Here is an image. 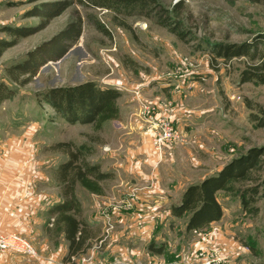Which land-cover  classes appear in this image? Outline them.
I'll use <instances>...</instances> for the list:
<instances>
[{
	"label": "rangeland",
	"instance_id": "374dc122",
	"mask_svg": "<svg viewBox=\"0 0 264 264\" xmlns=\"http://www.w3.org/2000/svg\"><path fill=\"white\" fill-rule=\"evenodd\" d=\"M56 1L63 0H0V39H13L4 27L39 25L41 18L28 13ZM67 1L71 4L60 15L34 34L18 38L0 56V87L13 91L11 97L0 100V199L12 191L5 181L11 183L16 197L35 195L41 200L21 213V225L15 232L38 250L39 264L68 262L67 240L50 211L62 199L56 172L69 159L57 146L72 143L83 159L100 165L105 173L99 160L107 161L101 155L111 152L110 147L118 148L119 153L124 151L120 138L130 129L128 117L137 118L150 133L149 151L152 149L158 166L148 172V181H120L119 175L108 173L110 178L99 183L98 192L77 186L82 205L79 217L92 234L88 240L91 246L84 254L86 261L108 264L112 261L108 262V256L113 255L128 261L153 260L155 264L192 262L197 260L200 247L217 244L228 264H264L262 201L258 203L259 213L252 215L242 209L238 195L220 192L223 218L198 232L186 231L188 216L178 219L171 215V207L180 203L193 184L189 181L196 183L215 175L231 159L264 145V127L257 126L252 118L256 115L264 119V84L241 81L242 71L251 63L248 57L226 61L216 57L212 49L217 43L257 40L264 33V0H154L150 10L121 8L119 12L99 7L94 0ZM180 3L177 15L173 9ZM166 12L175 18L179 34L162 24ZM163 20L174 26L173 20ZM78 21L81 36L68 42L62 58L49 60L25 85L14 80L10 73L13 66ZM88 81L122 93L119 115L100 129L92 124H70L40 100L48 89ZM124 94L132 104H124ZM147 102L157 103L160 112L170 117L177 109L184 111L187 114L183 117L192 126L198 125L192 130L175 123L182 137L170 145L164 143L162 158L154 148L155 129L146 120L149 113L143 110ZM165 157L174 158L162 165ZM114 166L118 163L109 159L108 167ZM156 176L161 181H156ZM160 188L167 197L160 199L159 195L158 201L143 194H160ZM45 195L52 198L49 206L42 204ZM105 205L115 222L109 235L98 217V210ZM119 215L125 217L124 222H119L124 219ZM6 226L0 218V228ZM151 243L164 246L165 253L151 252ZM121 246L128 249L122 255L115 250ZM5 254L13 256L16 264H34L18 253L7 252L0 257Z\"/></svg>",
	"mask_w": 264,
	"mask_h": 264
},
{
	"label": "trees",
	"instance_id": "16d2710c",
	"mask_svg": "<svg viewBox=\"0 0 264 264\" xmlns=\"http://www.w3.org/2000/svg\"><path fill=\"white\" fill-rule=\"evenodd\" d=\"M97 6L119 12L121 8L128 10H150L154 0H94ZM67 0L43 3L33 8L28 16L39 17L37 26L4 27V31L13 37L12 40L0 39V56L3 51L14 46L20 37L29 36L41 30L54 17L60 15L70 6ZM181 5L176 4L173 11L178 15ZM162 15L166 20H175L170 12ZM162 19V24L172 32L179 34V27ZM81 22L70 24L50 41L37 46L27 54L25 61L10 69L15 81L25 85L49 61L62 58L68 51L69 41L81 36ZM216 57L230 61L235 58L248 57L249 66L241 73L242 82L264 84V33L253 42L242 44L217 43L212 47ZM17 72V73H16ZM15 73L17 75H15ZM19 76H26L20 80ZM12 90L4 85L0 87V100L11 97ZM122 93L111 87H101L96 82L88 81L75 86L55 87L42 93L41 102L50 105L66 122L70 124H92L100 129L104 122L119 115L118 99ZM264 112V110H263ZM257 126L264 127V119L256 115L252 117ZM72 143H60L57 148L64 150L69 159L57 170L56 176L62 190V199L50 208L68 243L69 257L80 259L88 251L91 243V231L79 214L82 205L78 198L77 186L81 185L91 192H98L99 183L109 179L111 175L104 173L100 165L92 164L82 158L79 149H73ZM236 194L240 197L242 209L252 215L259 213L258 203H264V145L249 148L245 153L231 159L218 173L187 187L179 204L171 207V215L175 218L188 216L186 231H202L212 223L220 221L224 216L219 201L220 192ZM151 252L165 253V247L149 246ZM110 255V254H109ZM114 256H108V262ZM172 261V260H171ZM149 262H155L153 260ZM106 264V263H105Z\"/></svg>",
	"mask_w": 264,
	"mask_h": 264
},
{
	"label": "crops",
	"instance_id": "0c3cea01",
	"mask_svg": "<svg viewBox=\"0 0 264 264\" xmlns=\"http://www.w3.org/2000/svg\"><path fill=\"white\" fill-rule=\"evenodd\" d=\"M168 85H171V84L168 83ZM123 98L125 99L124 104L125 103H127V105L132 104L131 99H129L128 95L124 94ZM184 114H187V113L184 111H178L177 109L175 114L171 116L172 120L174 121V123H176L178 127L179 125L180 126L185 125L187 127H191L193 130L194 127L198 126V125L192 126L191 123H189V119H187V117H183ZM128 122H129L130 129H128L127 133L122 138H120L121 140L120 145L121 147L122 146L124 147V151L119 153L118 148L110 147L112 149L111 152H106L101 155L102 159L106 160L107 163H104L101 160H99V162H101L102 166H104L105 173H112V174L114 173V174H117V176L119 175L120 181H148L149 179L148 172L149 171L151 172V169L153 170V168H156L158 166L156 164L157 162L156 159H154V155L151 153L152 149L151 151H149L150 133L146 132L143 124L141 123L139 119L137 118L131 119L128 117ZM200 124L202 125L203 123H200ZM111 158L114 159V163L115 162L118 163V166H114L113 168L108 167V162H109V159ZM172 158L174 157H171V158L165 157V159L163 160L164 164L162 165H165L166 162L170 161ZM156 181H161L158 176H156ZM194 182L195 181H189L188 183L191 184ZM3 183L6 186L10 187L12 191L10 192V194L0 199V218L4 219V221L7 224L6 228L4 229L0 228V230H4L5 232L6 231L14 232V231H17L16 229L20 228L19 225H21V221H22L21 213H23L24 210L30 209L33 203L37 201H41V200H40V196L34 198L35 195L34 196L25 195V196L16 197L18 195L14 194V189L11 183L10 185H8V183L5 181ZM2 189H6V191H8V188L2 187ZM143 194L152 196L151 199H153V201H158L156 198L159 197V195H160V199L167 197L166 193L164 192L162 188H160V194L158 193L150 194L147 192H144ZM51 199H52L51 197L45 195L44 200L42 201V204L45 203L49 206L51 204ZM59 201L60 200H58L57 202ZM16 205H18V209H16ZM156 209L157 208H154L153 210L156 211ZM119 217L124 218V219H121L122 221H119V222H124L125 217H123L122 215H119ZM126 228L127 226L124 227V229ZM59 248H63V246L60 245ZM65 248L68 249L69 251L68 244H65ZM115 250L121 252V255H122L124 250H128V249L126 247L123 248L121 246V247H116ZM130 251H132V249H130ZM50 253L53 254V252H50ZM109 254H112V252ZM22 259H25L31 262L30 259H28L27 257H22ZM236 263L237 262H234L233 264H236ZM0 264H16V263H15L13 256H9L8 254H5L0 257Z\"/></svg>",
	"mask_w": 264,
	"mask_h": 264
},
{
	"label": "built area",
	"instance_id": "2783aa9c",
	"mask_svg": "<svg viewBox=\"0 0 264 264\" xmlns=\"http://www.w3.org/2000/svg\"><path fill=\"white\" fill-rule=\"evenodd\" d=\"M161 106L157 103H143L144 112H148L146 115V120L151 124L154 131V139L153 144L154 148L159 154L160 158H162L163 146L164 143L170 145V143L175 142L182 137V133L176 127L174 121L170 116L160 112ZM156 111L158 112L156 114ZM134 206V205H132ZM98 217L103 224V227L107 229V235L110 234L111 230L115 228V222L112 217L111 209H109L108 205L102 206L98 210ZM105 241V240H104ZM18 253L21 254L30 260L34 261V264H39L41 257L39 255L38 250L34 247V245L30 242L28 238L23 236L19 232H2L0 231V255L4 253ZM197 260L192 262L189 261H173L162 264H228L227 256L224 253L222 247L217 244L212 247H200L198 249ZM214 252V254H213ZM88 258V257H87ZM80 260L78 256L71 255L69 257L68 262L65 264H81L84 262L85 264H94L93 262ZM199 259V260H198ZM64 263V262H63ZM108 264H155L153 262H145L143 260H135L128 261L119 258V256H114L112 261ZM160 264V263H159Z\"/></svg>",
	"mask_w": 264,
	"mask_h": 264
}]
</instances>
